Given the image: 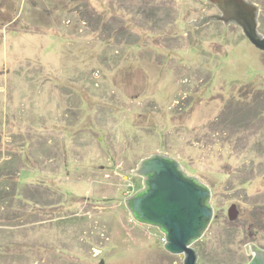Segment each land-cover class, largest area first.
<instances>
[{
	"label": "rangeland",
	"instance_id": "374dc122",
	"mask_svg": "<svg viewBox=\"0 0 264 264\" xmlns=\"http://www.w3.org/2000/svg\"><path fill=\"white\" fill-rule=\"evenodd\" d=\"M259 7L264 0H246ZM207 0H0V264H183L125 201L164 154L211 190L197 264L264 250V52ZM264 34V31L259 29Z\"/></svg>",
	"mask_w": 264,
	"mask_h": 264
},
{
	"label": "water",
	"instance_id": "95a60500",
	"mask_svg": "<svg viewBox=\"0 0 264 264\" xmlns=\"http://www.w3.org/2000/svg\"><path fill=\"white\" fill-rule=\"evenodd\" d=\"M219 14L205 17L198 25L222 22L239 27L243 36L264 52V34L259 32V7L246 0H207ZM130 175L142 178V188L131 195L125 205L138 224L157 228L165 238L164 250L183 257V264H197L192 245L208 229L214 210L211 190L199 179L187 175L179 162L164 154L144 158ZM253 258L248 264H264V250L251 244L244 246ZM99 264H104L100 261Z\"/></svg>",
	"mask_w": 264,
	"mask_h": 264
},
{
	"label": "trees",
	"instance_id": "16d2710c",
	"mask_svg": "<svg viewBox=\"0 0 264 264\" xmlns=\"http://www.w3.org/2000/svg\"><path fill=\"white\" fill-rule=\"evenodd\" d=\"M259 29H260L261 31H264V22H263L262 19H261V21H260ZM0 197H1V195H0ZM0 199H1V198H0Z\"/></svg>",
	"mask_w": 264,
	"mask_h": 264
},
{
	"label": "built area",
	"instance_id": "2783aa9c",
	"mask_svg": "<svg viewBox=\"0 0 264 264\" xmlns=\"http://www.w3.org/2000/svg\"><path fill=\"white\" fill-rule=\"evenodd\" d=\"M161 241H162V243H163V244H165V242H166V241H165V238H164V236H163V238H162V240H161Z\"/></svg>",
	"mask_w": 264,
	"mask_h": 264
},
{
	"label": "flooded vegetation",
	"instance_id": "af4514ba",
	"mask_svg": "<svg viewBox=\"0 0 264 264\" xmlns=\"http://www.w3.org/2000/svg\"><path fill=\"white\" fill-rule=\"evenodd\" d=\"M262 250V249H261Z\"/></svg>",
	"mask_w": 264,
	"mask_h": 264
}]
</instances>
